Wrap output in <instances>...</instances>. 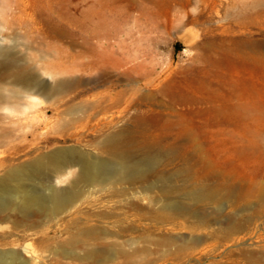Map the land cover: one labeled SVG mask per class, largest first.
Instances as JSON below:
<instances>
[{
    "label": "bare ground",
    "instance_id": "6f19581e",
    "mask_svg": "<svg viewBox=\"0 0 264 264\" xmlns=\"http://www.w3.org/2000/svg\"><path fill=\"white\" fill-rule=\"evenodd\" d=\"M76 1L48 0L46 9L38 5L33 7L39 22L46 27L48 39L46 43L44 41L46 48L39 54L45 59L41 67L17 51L16 45L0 46V111H4L0 112V147L23 138L20 133L26 128H36L37 125L30 124V120L44 122L46 131L51 130L53 125L48 120V109L54 111V116L74 112L82 117L90 113L95 118L114 109L123 108L120 110L123 113L133 106L128 88L134 83L131 71H123L118 75V82L114 79L115 83L114 75L106 68L110 66V59L122 54L115 41L112 42L113 34L106 29L112 21L108 19L109 13L115 12L112 7L116 3L126 2L124 10L118 7L121 14L137 9L146 13L148 8H142L137 0H93L86 12L88 16H84L83 21L78 18L82 28H93L81 43L77 39L79 33L70 31L63 23L64 20L77 22L71 15L73 11L80 12L81 2L85 0ZM148 1L163 7L165 13H186L194 2H206ZM234 1L248 8L249 1ZM259 1L262 2L251 0L256 7ZM212 2L215 4V0ZM54 11L64 13L65 19L47 16ZM118 22L116 20L114 24ZM94 39L101 50L91 46ZM89 56L95 57L94 63L89 62L92 67H101L100 76L95 81L97 87L110 84L114 91L109 93V98L71 104L74 100L72 93L86 82L70 79V74L88 66L87 60L81 59ZM44 74L52 81L43 79ZM121 81L122 84H118ZM174 94L177 99L168 107L169 113L187 117L186 105H195L198 99L185 91ZM41 97L47 101L43 112L39 109ZM137 108H142L141 104ZM227 108L235 113L242 111L246 116L248 112L253 113L254 104L239 103ZM189 111V114L191 111L199 113L195 108ZM123 118L119 114L92 127L98 132L97 138L87 140L92 151L77 147H62L49 152L34 150L25 153V158L18 162L15 156L0 161V168H3L0 223L9 225L13 231H41L52 227L60 232L59 236L36 238L34 244L23 246V252L3 249V246L16 243L8 241L13 233L0 232V264H151V255L159 250L165 257H173L176 263L186 261L189 264L193 257L212 249L214 244L224 248L226 264H264V233L260 232L264 224V171L258 174L257 182L250 185L248 177L233 172L237 167L225 169L212 159L194 133L188 134L186 141L166 136L174 122L184 127L187 122L193 130L194 120L191 118L185 121L181 117L173 122L170 118L163 120L146 114L135 117L131 124H122ZM75 121L78 119L70 123L61 121L57 125L65 132ZM251 149L245 146L240 153L248 156ZM260 152L261 156L264 155V144ZM251 198L256 200L258 210L248 212ZM183 228L189 229L192 236L177 235ZM247 235L257 241L242 242ZM236 244L237 252L226 251L229 245ZM248 244L255 245V248L246 247Z\"/></svg>",
    "mask_w": 264,
    "mask_h": 264
},
{
    "label": "rangeland",
    "instance_id": "374dc122",
    "mask_svg": "<svg viewBox=\"0 0 264 264\" xmlns=\"http://www.w3.org/2000/svg\"><path fill=\"white\" fill-rule=\"evenodd\" d=\"M77 1L81 2V0ZM87 1L81 2L79 13L73 11L71 15L77 22L68 20L63 22L67 24L70 31L79 33L77 39L81 43L93 29L82 28L80 19H78L81 18L83 21L84 16H88L86 12L93 0ZM247 1H249L248 8H244L242 4L234 0H215V4L212 0L194 2L187 9V14L181 11L165 13L162 10L163 7H157L148 0H137L142 8H148L146 13L137 9L131 10L129 12L131 14H121L118 13V10L120 7L123 8L126 2H123L124 4L116 3L112 7L115 12L108 11L112 14L109 13L108 19L112 21H109L106 30L113 34L112 42L115 41L116 47L121 50L122 54L115 56L116 61L110 59L111 61L108 63L110 66H106V68L111 71L114 75L113 80L116 79L117 82L118 75H121L123 71H131L130 75L135 84L132 83V87L128 88L130 89L129 95L133 99V106L123 110V113L120 112L123 108L114 109L113 113H102L103 115L100 114L95 118L90 113H85L82 117L74 112L54 116V111L48 109V120L52 121L51 125H53L50 132L46 131L44 122L30 120L29 123L37 125V127H28L23 130L20 136L24 139L19 138L0 147V161L15 156V161L18 162L25 158V153L34 150L49 152L62 147H77L92 151L87 140L98 137V132L92 127L97 126L100 121L110 120L121 114L122 118L124 117L122 124H131L135 117L147 114L163 120L170 118L173 122L181 117L186 119L185 121L191 118L194 120L193 130L185 121V126L189 128L174 122L166 131V136L180 137V140L186 141V137H189L187 135L194 133L204 150L220 166L225 169L237 167L236 171H233L236 175L248 177L250 185L254 181L257 182L258 174L264 171V155L260 154L264 144V0L259 1L257 7L251 0ZM46 2L48 3V0H0V46L13 47L16 45L17 51L26 54L39 67L45 62V59H41L39 54L46 48L44 44L48 39L45 35L46 27L39 22L33 7L38 5L40 8L42 6V9H46L49 6ZM228 8H232L230 12ZM47 16L57 20L65 19V14L59 11L48 13ZM89 17L91 18L90 15ZM116 20L119 22L114 24ZM103 32L101 31V33ZM94 40H91V46L96 50H101L96 45L97 39ZM116 57L118 58L116 59ZM81 60L91 63L95 62V57L89 56ZM119 62L124 64L123 67L118 64ZM90 63L81 70L70 74V79H81L86 82L84 86L77 89L76 93H72L74 100L71 104L91 103L102 97L109 98V93L114 91L110 84L97 87L95 81L100 76L101 67L96 65L95 69ZM90 68L92 69L90 70ZM138 78L140 80H135ZM43 79L52 81L46 74ZM116 81L114 80L115 83H117ZM122 82L118 84H122ZM118 89L119 87H117ZM178 91H185L199 101L195 105L187 104L186 108L184 107L187 117L168 111L171 102H175L177 99L174 92ZM39 101L41 102L39 109L43 112L47 101L44 97H41ZM239 103L254 104L253 113L248 112L245 116L242 111L235 113L227 108ZM140 104L142 108H137ZM147 105H150V108H147ZM192 108H195L199 113L191 111L189 114V110ZM74 119H78V121L73 122L68 131L62 132V128L57 125L58 122H71ZM245 126L247 128H244ZM245 146L252 147L251 154L248 156L240 153V150ZM2 174L3 168H0V176ZM248 210V212L258 210L255 199H249ZM95 223L103 225L102 222ZM5 231L13 233L8 241L15 242L17 245L3 246V249H15L21 252H23L24 245L34 244V240L40 236L60 235V232L55 231L52 227H45L41 231L21 232L13 231L9 225L0 223V232ZM260 232L264 233V224L261 225ZM177 235L191 237L192 233L189 229L183 228ZM256 241L255 237L251 238L250 235H247L242 242L254 243ZM237 246L238 244L229 245L226 251L237 252ZM248 246L249 244L246 247ZM248 248H255V245ZM162 253L163 251L160 253V250L159 252L155 251L150 257V260L153 258L151 264H179L173 257H165ZM197 257L199 260H196ZM197 257H193L189 264H226L224 248L216 244L212 249L209 248ZM224 261L225 263H222ZM183 264L188 263L185 261Z\"/></svg>",
    "mask_w": 264,
    "mask_h": 264
}]
</instances>
